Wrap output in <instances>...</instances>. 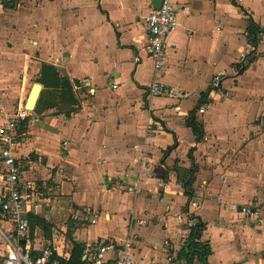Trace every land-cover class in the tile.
Segmentation results:
<instances>
[{
  "label": "crops",
  "instance_id": "crops-1",
  "mask_svg": "<svg viewBox=\"0 0 264 264\" xmlns=\"http://www.w3.org/2000/svg\"><path fill=\"white\" fill-rule=\"evenodd\" d=\"M172 2L177 26L158 72L142 50L152 0H0V125L23 109L41 65L75 99L26 112L17 150L21 177L48 201V230L36 226L32 243L51 244L61 263L77 245L81 264L85 245L107 239L128 241L136 264H186L189 213L204 224L208 264H264V0ZM247 16L261 38L238 74ZM153 82L169 93L150 95ZM207 89L196 142L185 120ZM193 164L196 207L174 172ZM251 204L260 219L239 213ZM0 231H13L2 213ZM4 251L0 235V264Z\"/></svg>",
  "mask_w": 264,
  "mask_h": 264
},
{
  "label": "built area",
  "instance_id": "built-area-1",
  "mask_svg": "<svg viewBox=\"0 0 264 264\" xmlns=\"http://www.w3.org/2000/svg\"><path fill=\"white\" fill-rule=\"evenodd\" d=\"M176 14L172 0H162L159 9L151 10L142 19L145 33L142 50L146 59L152 63L154 71L161 72L165 66L167 60L165 42L169 33L177 26ZM246 55L247 53L241 55L240 63ZM135 60L140 61V57H135ZM218 78L217 76L216 81ZM112 88H116L114 83ZM148 90L150 95L169 93L154 82L150 84ZM198 111L202 113L203 109L200 108ZM26 112L23 109L16 111L0 125V164L3 168L0 213L13 223L11 233L5 234L0 231L5 249L1 264H61L58 257L63 255H59L56 248L48 242L34 247L31 239L29 215H45L48 201L39 194L34 181L21 177L22 169L17 150L23 136L20 132V123L26 117ZM189 206L196 207L197 202L191 200ZM239 213L252 219H260L261 216V211L253 204L241 205ZM189 215L186 213L187 225L190 227L193 223L189 220ZM94 222L93 215L90 223ZM81 264H136V262L128 241L117 243L114 240L102 239L85 245Z\"/></svg>",
  "mask_w": 264,
  "mask_h": 264
},
{
  "label": "trees",
  "instance_id": "trees-1",
  "mask_svg": "<svg viewBox=\"0 0 264 264\" xmlns=\"http://www.w3.org/2000/svg\"><path fill=\"white\" fill-rule=\"evenodd\" d=\"M240 8L238 5H236ZM247 25H246V41L247 44L251 47L246 57L242 63L238 64V74L242 73L251 63H253L257 54H255V49L261 38V29L254 24L252 19L247 16ZM43 86L39 97L37 99L36 105L33 109L35 113H41L46 109L56 108L58 110L69 109L75 106L74 96L69 89V86L60 75V73L53 67L47 65H41L38 78L36 80ZM77 84V82H74ZM207 89L205 92L200 93L198 102L193 110H191L185 120V125L190 128L192 134L195 137V141L199 142L203 138V127L200 122L196 120L195 111L200 106L201 103L205 102V99L208 95ZM52 94L53 102L49 103L45 98V94ZM27 117L20 123V131L23 129V123L26 121ZM175 145H172L167 148L166 151L173 149ZM192 150L189 149L187 156L192 158ZM176 174L177 181L180 183L183 194L187 198V205L189 201L194 197L193 183L195 180V174L197 172V166L193 164L190 168H177L174 169ZM186 210V208H184ZM189 220L192 221L193 225L189 227V233L185 240L184 246L181 249L179 255L183 258L186 264H191L194 259H197L201 264L207 263V256L211 253L210 247L207 241H200L202 231L204 229V224L201 220L193 214L189 215ZM29 228L32 232L33 229L38 226L43 230H48V223L45 219L39 215H29ZM45 236L48 237L45 232ZM61 264H64L63 262ZM68 264H80V248L77 245H74Z\"/></svg>",
  "mask_w": 264,
  "mask_h": 264
},
{
  "label": "water",
  "instance_id": "water-1",
  "mask_svg": "<svg viewBox=\"0 0 264 264\" xmlns=\"http://www.w3.org/2000/svg\"><path fill=\"white\" fill-rule=\"evenodd\" d=\"M162 0H152V9L157 10L161 5ZM42 85L39 83H33L27 97L24 101L23 110L30 112L34 109L37 99L39 97ZM23 242V241H21Z\"/></svg>",
  "mask_w": 264,
  "mask_h": 264
},
{
  "label": "rangeland",
  "instance_id": "rangeland-1",
  "mask_svg": "<svg viewBox=\"0 0 264 264\" xmlns=\"http://www.w3.org/2000/svg\"><path fill=\"white\" fill-rule=\"evenodd\" d=\"M34 78L33 79H31V82H34ZM220 81V79H218V82ZM216 82V81H215ZM45 98L47 99V101L49 102V103H52L53 102V97H52V94L50 95V94H45ZM58 110V109H57Z\"/></svg>",
  "mask_w": 264,
  "mask_h": 264
}]
</instances>
